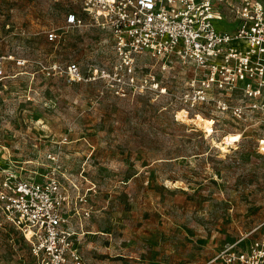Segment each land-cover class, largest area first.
I'll return each instance as SVG.
<instances>
[{"label": "rangeland", "instance_id": "1", "mask_svg": "<svg viewBox=\"0 0 264 264\" xmlns=\"http://www.w3.org/2000/svg\"><path fill=\"white\" fill-rule=\"evenodd\" d=\"M70 11L85 24L67 27ZM0 56V168L41 179L60 165L70 192L87 194L93 212L76 220L85 234L75 243L85 264H217L227 244L264 233V118L239 121L212 107L186 116L191 73L180 66H155L166 92L126 98L54 73L55 63L89 73L114 60L109 31L72 0H0ZM208 118L214 133L199 124ZM0 264H37L9 225L0 228Z\"/></svg>", "mask_w": 264, "mask_h": 264}, {"label": "built area", "instance_id": "2", "mask_svg": "<svg viewBox=\"0 0 264 264\" xmlns=\"http://www.w3.org/2000/svg\"><path fill=\"white\" fill-rule=\"evenodd\" d=\"M72 1L92 24L109 31L114 60L89 73L77 62L55 63L54 73L73 81L99 82L126 98L166 92L155 66L163 73L180 66L191 73L181 93L187 116L197 107H212V113L239 121L264 118L262 0ZM65 23L78 27L85 19L70 11ZM219 24L236 25L227 30L219 29ZM57 37L54 29L48 32V40ZM3 62L0 56V75ZM59 168L56 165L41 179L22 175L12 165L0 168V228H15L29 243L37 264H85L75 247L85 225L76 220L88 219L93 210L86 193L73 194L64 185ZM254 231L223 247L213 262L264 264V233L245 241Z\"/></svg>", "mask_w": 264, "mask_h": 264}, {"label": "bare ground", "instance_id": "3", "mask_svg": "<svg viewBox=\"0 0 264 264\" xmlns=\"http://www.w3.org/2000/svg\"><path fill=\"white\" fill-rule=\"evenodd\" d=\"M181 112H183V111H181ZM196 116H199L200 118L203 117V115H201L200 113H198ZM204 118H206V117H204ZM208 119H211V118H208ZM208 119H205L203 121H200L199 124L201 125V128H205L206 130H210L212 133H214L215 131H213V130H215L214 129L215 120H213V119L208 120ZM210 121L212 123H210ZM210 131H207L206 133L209 135ZM235 136L229 135L228 138H227L228 139L227 142L226 143L224 142L225 146H223L221 149L225 150L226 148L230 147L229 142H233L235 140Z\"/></svg>", "mask_w": 264, "mask_h": 264}, {"label": "crops", "instance_id": "4", "mask_svg": "<svg viewBox=\"0 0 264 264\" xmlns=\"http://www.w3.org/2000/svg\"><path fill=\"white\" fill-rule=\"evenodd\" d=\"M217 264H219L218 262H216Z\"/></svg>", "mask_w": 264, "mask_h": 264}]
</instances>
